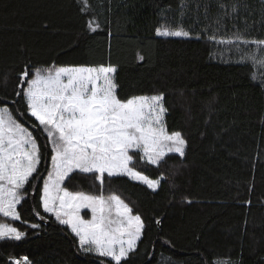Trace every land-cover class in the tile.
I'll use <instances>...</instances> for the list:
<instances>
[{"label":"trees","instance_id":"trees-1","mask_svg":"<svg viewBox=\"0 0 264 264\" xmlns=\"http://www.w3.org/2000/svg\"><path fill=\"white\" fill-rule=\"evenodd\" d=\"M82 6V0H0V107L32 133L41 155L17 206L21 218L11 222L24 235L0 240V264H25L24 257L27 264H112L84 251L42 206L52 148L16 95L17 84L26 68L63 66L116 68L121 100L162 94L166 131L186 141L183 157L171 154L159 165L134 157L135 170L159 180L156 190L124 175L105 174L103 191L95 173L75 171L64 181L72 192L115 193L140 215L141 237L121 264H264V88L245 51L229 54L209 39H264V0ZM177 28L190 35H157Z\"/></svg>","mask_w":264,"mask_h":264},{"label":"snow or ice","instance_id":"snow-or-ice-1","mask_svg":"<svg viewBox=\"0 0 264 264\" xmlns=\"http://www.w3.org/2000/svg\"><path fill=\"white\" fill-rule=\"evenodd\" d=\"M82 4L81 10L87 11V0H82ZM94 23H89L92 31L98 27ZM157 35L190 34L177 28L158 29ZM209 39L243 45L255 62L264 63V39L249 40L239 35L219 40L212 35ZM249 46L259 49L260 55ZM115 72L116 68L111 66L56 67L35 72L26 68L19 73L16 95L23 98L28 114L39 122L52 144V170L41 197L44 212L54 214L61 224H66L79 238L84 251L121 264L122 260H129V253L141 237L144 224L140 215H132L133 210L117 195L69 192L61 185L71 173L79 171L97 174L95 179L100 182L101 191L105 174L126 175L155 190L159 180L149 179L130 167V150L141 152V159L146 158L147 163L159 165L168 153L183 157L186 141L180 132L166 131L163 118L167 109L162 94L121 100L115 92ZM40 159L32 133L8 108H0V214L4 217L21 218L17 206L25 200V185L37 171ZM81 208L91 210V220L81 218ZM23 235L15 227L0 223V240H20ZM22 259L27 264V258Z\"/></svg>","mask_w":264,"mask_h":264},{"label":"rangeland","instance_id":"rangeland-1","mask_svg":"<svg viewBox=\"0 0 264 264\" xmlns=\"http://www.w3.org/2000/svg\"><path fill=\"white\" fill-rule=\"evenodd\" d=\"M164 30V29H163ZM166 37H169V36H166ZM219 45H221V47L220 48H222V50L224 51L225 49H227V47L229 48V54L230 53H232V52H236V53H240V52H242V51H244V46L243 45H235V43L234 44H219ZM218 47V46H217ZM250 48H252V51L253 52H255V54L257 55V56H259L260 55V53H259V49H255L253 46H251ZM245 53H246V58L247 59H249L250 61L249 62H251L252 63V69H254V71H255V74H254V79H255V81L256 82H258V83H260L261 85H263V88H264V63H259V62H255L252 58H251V55L248 53V52H246L245 51ZM63 67H69V66H63ZM1 108V107H0ZM43 128V127H42ZM44 130V129H43ZM45 132V131H44ZM45 134L47 135V133L45 132ZM169 134H171V133H169ZM49 139V138H48ZM50 146H51V148H52V144L50 143ZM185 150V149H184ZM52 154H53V152H52ZM129 154L130 155H132L133 156V161H132V163L134 162V157H137V155H140V157H141V155H142V153L141 152H139V151H131L130 150V152H129ZM171 154H173V155H178V156H180L179 154H177V153H168L167 155H165V157L166 156H168V155H171ZM165 157L163 158V160L165 159ZM142 160V159H141ZM163 160H161L160 162H159V164L163 161ZM143 161H145V162H147V159L145 158V159H143ZM132 165V164H131ZM130 165V167H132ZM37 168H38V165H37ZM134 168V167H133ZM52 170V160H51V164H50V168H49V171L47 172V174H46V176H45V180L47 179V177H48V173L50 172ZM134 170H135V168H134ZM137 171V170H136ZM75 172V171H74ZM139 172V171H138ZM139 173H141V172H139ZM142 175H144L143 173H141ZM107 175V174H106ZM124 176H126V175H124ZM144 176H146V175H144ZM129 179H131L132 181H134V182H137V183H141V184H144L143 182H141V181H139V180H137V179H133V178H130L129 176H127ZM147 177V176H146ZM148 178V177H147ZM150 179V178H149ZM45 180H44V182H45ZM144 185H146V184H144ZM147 186V185H146ZM44 187V186H43ZM61 187L62 188H65L66 189V187L64 186V183L61 185ZM148 187V186H147ZM158 187V186H157ZM149 188V187H148ZM151 189V188H150ZM157 189V188H156ZM155 189V190H156ZM67 191H69V192H72V191H70V190H68V189H66ZM151 190H153V189H151ZM105 194V193H104ZM103 194V195H104ZM109 195H117V194H115V193H112V194H107V195H104L105 197H107V196H109ZM42 196H43V193H42ZM117 196H119V195H117ZM120 197V196H119ZM121 198V197H120ZM123 201H124V203L125 204H127L133 211H132V215H138V214H136L135 212H134V208H132L123 198H121ZM49 213V212H48ZM49 214H51V215H53V217L57 220V218H56V216L54 215V214H52V213H49ZM80 216H81V218L82 219H84V220H91L92 219V212H91V210L90 209H87V208H81L80 209ZM0 217L2 218V219H6L7 221H0V223H3V224H8V225H10V226H12V227H14L13 226V224H11V222H13V221H15V220H12V219H10V218H7V217H4L2 214H0ZM58 221V220H57ZM59 222V221H58ZM60 223V222H59ZM61 224V223H60ZM62 225H65V226H67L66 224H62ZM68 227V226H67ZM16 228V227H15ZM69 228V227H68ZM17 229V228H16ZM70 229V228H69ZM18 230V229H17ZM71 230V229H70ZM19 231V230H18ZM72 232V231H71ZM73 233V232H72ZM74 234V233H73ZM75 235V234H74ZM76 236V235H75ZM77 237V236H76ZM77 239H78V241H79V238L77 237ZM79 245H80V243H79ZM92 253H94V252H92ZM14 264V263H13Z\"/></svg>","mask_w":264,"mask_h":264},{"label":"built area","instance_id":"built-area-1","mask_svg":"<svg viewBox=\"0 0 264 264\" xmlns=\"http://www.w3.org/2000/svg\"><path fill=\"white\" fill-rule=\"evenodd\" d=\"M24 261V260H23Z\"/></svg>","mask_w":264,"mask_h":264}]
</instances>
